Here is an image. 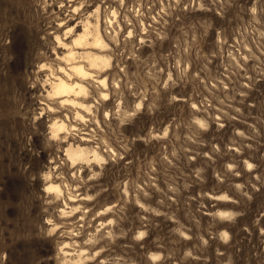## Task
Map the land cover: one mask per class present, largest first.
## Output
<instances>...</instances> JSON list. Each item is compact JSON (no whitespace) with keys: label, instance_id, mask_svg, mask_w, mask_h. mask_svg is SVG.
Returning a JSON list of instances; mask_svg holds the SVG:
<instances>
[{"label":"rangeland","instance_id":"374dc122","mask_svg":"<svg viewBox=\"0 0 264 264\" xmlns=\"http://www.w3.org/2000/svg\"><path fill=\"white\" fill-rule=\"evenodd\" d=\"M0 264H264V0H0Z\"/></svg>","mask_w":264,"mask_h":264},{"label":"bare ground","instance_id":"6f19581e","mask_svg":"<svg viewBox=\"0 0 264 264\" xmlns=\"http://www.w3.org/2000/svg\"><path fill=\"white\" fill-rule=\"evenodd\" d=\"M90 25L91 24H89L87 26V28L84 30V33L81 34L75 40L74 43L77 47L86 46V47H88L87 49L90 48V49H94V50H98V51L102 52L108 47V45L106 44V42L104 41V39L100 33L99 26L96 25L95 27H93V30H92ZM76 55H77V53H74V51L70 52V54H69L70 61H75L77 58ZM88 59H89L90 65L93 68L94 67L104 68V67H108V66L110 67V65H111L110 58H108L106 56H98V55L88 54ZM70 71L74 75H76L79 79H87V78H91V76H92L89 72H87L85 67H83L82 65H80L76 62H74L70 65ZM60 73L64 74L66 76V79H64L62 77H58L56 82H54L52 84V93L55 96H58V98H63L64 104L69 103V104L76 106L78 104V102H76V100L71 99V96L75 95V98L77 99L82 94L84 95L86 93L87 89L80 81L75 82V81H72L71 79H69V77H71V75L68 72H66L65 69H61ZM101 84L104 86H107V80H105V79L102 80ZM102 97H107V94L106 93L103 94ZM54 126L56 128L55 132L64 131L67 127L64 123H56ZM90 154H92V153H90ZM71 158H72V160L88 161L86 154L84 152H77L75 154H72ZM94 159L96 161H102L101 156L97 152L94 153ZM56 190H58V188H56ZM219 200H221V199H219ZM224 215H226V214H224Z\"/></svg>","mask_w":264,"mask_h":264}]
</instances>
